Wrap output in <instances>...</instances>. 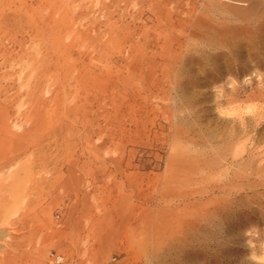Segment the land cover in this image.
<instances>
[{"label":"rangeland","instance_id":"374dc122","mask_svg":"<svg viewBox=\"0 0 264 264\" xmlns=\"http://www.w3.org/2000/svg\"><path fill=\"white\" fill-rule=\"evenodd\" d=\"M24 157L0 264H264V0H0Z\"/></svg>","mask_w":264,"mask_h":264},{"label":"bare ground","instance_id":"6f19581e","mask_svg":"<svg viewBox=\"0 0 264 264\" xmlns=\"http://www.w3.org/2000/svg\"><path fill=\"white\" fill-rule=\"evenodd\" d=\"M32 57L36 61L41 60L42 63L45 62V54L38 51V49L34 51ZM32 162L33 161L29 160V157H24L23 159H17L16 161H14V163H9L8 165H6V168H0V210L5 209L12 203H16L20 199L19 197L25 194L27 187L28 191L31 193L38 190V177L36 178L33 173L30 176V172L23 175H20L18 173V166H26L28 163L32 164ZM45 162V158H42V160H36V165L43 166ZM36 200L37 198L29 199L28 203H26V205H23L24 210L28 211L29 209L34 207L36 204Z\"/></svg>","mask_w":264,"mask_h":264},{"label":"built area","instance_id":"2783aa9c","mask_svg":"<svg viewBox=\"0 0 264 264\" xmlns=\"http://www.w3.org/2000/svg\"><path fill=\"white\" fill-rule=\"evenodd\" d=\"M61 260H62V256H61V255H58V254H57V255L54 257V261L57 262V263L60 262Z\"/></svg>","mask_w":264,"mask_h":264}]
</instances>
